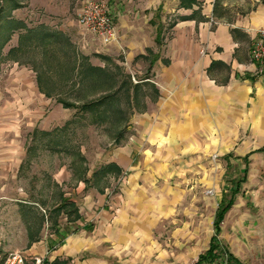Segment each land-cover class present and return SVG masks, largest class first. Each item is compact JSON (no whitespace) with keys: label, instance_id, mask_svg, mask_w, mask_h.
Instances as JSON below:
<instances>
[{"label":"crops","instance_id":"crops-1","mask_svg":"<svg viewBox=\"0 0 264 264\" xmlns=\"http://www.w3.org/2000/svg\"><path fill=\"white\" fill-rule=\"evenodd\" d=\"M106 1L115 18L116 39L108 46L102 45L103 50L108 55L123 52L126 61L134 62L148 61V56L151 57L148 51L157 56L146 76L140 78H148L140 82L152 84L156 94L150 91L151 96L144 99L146 109L139 113L134 124L136 142L140 144L148 139L156 146V156L172 160L189 155L234 156L242 160L244 163L237 170L241 178L231 188L233 203L228 219L232 228L240 229L246 224V252L256 257L254 264H264V260H258L260 255L264 256V66L249 60L250 45L257 32L264 29V0H256L248 13L229 22L217 15L218 8L226 7L220 0ZM29 2L30 9L38 5L51 19L68 13L67 7L58 9L53 0ZM170 14H176V18H169L167 23L165 16ZM166 23L172 34L164 41L165 51L160 54L152 47L156 44L157 31ZM162 43L156 46L160 48ZM13 64L23 68L11 71L5 100H1L3 90L0 92V213L5 209L8 213L14 207L15 180L27 156L25 132H30L32 122L43 113L48 99L40 93L34 68ZM134 150L118 147L105 164H115L121 172L134 170L139 149L134 147ZM69 177L61 171L56 184L62 187ZM129 181L130 186L136 182ZM78 182L75 193H82L81 199L60 193L59 202L64 198L74 203L79 219L68 223L61 214L47 236L43 235L45 214L33 208L35 203L20 196L18 211L25 246L23 251H14L23 253L32 262L42 259L43 264L55 260L68 264H104V259L90 256V251L97 249L100 242L118 245L124 254L138 253L146 241L148 222L152 220L139 216V206L142 208L145 203L144 209L150 208L155 218L165 221L164 216L160 218L161 204L174 202L177 197L170 188L149 202L120 189L122 192L108 204L106 188L99 191L95 187L90 191L85 183ZM133 189L137 191L135 186ZM131 210H136L137 220L133 219ZM171 211L168 209L164 215L167 217ZM0 230L1 236L2 227ZM1 243L0 239V246ZM234 257V264H239L241 260Z\"/></svg>","mask_w":264,"mask_h":264},{"label":"rangeland","instance_id":"rangeland-1","mask_svg":"<svg viewBox=\"0 0 264 264\" xmlns=\"http://www.w3.org/2000/svg\"><path fill=\"white\" fill-rule=\"evenodd\" d=\"M14 1L19 8L7 12L11 7L10 3L8 0H0V8L4 9L1 17L8 22L25 24L29 28L38 27L42 23L46 24L50 31L61 34L62 45L60 49H56V55L59 56L63 52L61 50H68L67 52L78 55L82 64L101 68L105 73L88 75L83 79L72 78L74 84L71 81L63 83L65 78L62 73L65 70L59 68L54 59L46 60L42 54L43 48L36 51L27 50L25 53L15 52L16 55L13 57L17 60L12 61L8 54L10 50L14 51L18 47L19 32L12 33L8 42L3 44L7 32L4 29L0 30V92L3 90L1 100L6 99L5 90L11 85L12 78L9 77L11 71L23 68L13 62L29 65L39 71L49 68L51 83L48 86L50 89L55 86V89L61 90L60 96L45 100L46 107L43 113L35 117L30 132H25L27 156L15 180L13 199L16 201L12 203L14 207L10 212L6 213L7 209H5L4 213H0V227L3 229L0 236L2 242L0 257L3 258L12 250H24L23 223L18 211L20 196L35 203L32 205L33 208L40 214H45L43 235L47 236L51 230L49 213L54 202H59L60 193L70 195L74 200H80L82 193L76 194L75 190L78 180L82 179L81 176L78 177V174L81 175V170H87L85 178H88V175L91 177L94 171L106 165L105 162H108L118 147L128 146L133 150L134 147L139 149L135 169L99 179L95 182L96 188L90 187V191H94V188L99 191L106 188L104 194L108 198V204L122 190L126 193L130 191L132 196H140L149 201L153 197H161L166 189L171 188V193H175L177 197L174 198V202L161 204L160 209L163 214L160 218L164 216L165 221L155 218L150 208L144 209L145 203L142 208L141 205L139 206V216L152 219L145 230L147 236L141 251L139 250L138 253L128 251L124 254L118 245L100 242L97 249L90 251V256L104 259V264H195L198 261V255L204 253L209 246V241L214 234V217L219 207L222 209L233 202L231 188L236 180L241 178L237 170L244 162L238 161L234 156L189 155L173 158L174 160L166 156H156L154 151L156 146L151 145L148 139L144 143L136 142L138 135L134 124L140 115L135 113L134 103L131 104L132 109H126L128 103L123 94H121L120 105L127 110L128 115L131 113L127 116L126 124H118V113L111 114L106 124L94 125L90 122V115L83 117L72 109H64L58 103L59 99L80 105L109 94L111 82L109 76L114 77L117 85L125 75H129L134 84L137 83L140 78L146 76L145 72L148 70L151 57L148 56V61L139 59L134 62L126 61V55L123 52L118 55H108L109 53L103 50L102 45L77 24L76 14L82 0H53L58 9L67 7L66 10H68V13L66 12L58 19L46 16L38 5L30 9V0ZM39 1L42 0H34L35 4ZM97 1L107 2L106 0ZM221 3H225L226 7L218 8L217 15L229 22L248 13L256 4V0H220ZM165 17H168L167 23H170L169 20H174L176 14ZM167 23L161 29L164 45L162 43L163 46L159 48L154 44L152 47L154 52L158 51L162 54L165 51V42L172 34ZM151 29L154 30L152 27ZM90 44L93 47L90 48ZM70 45L71 48L68 47ZM104 58H108V61ZM146 93L147 97L151 96L149 91ZM148 106H150L149 102ZM80 157L84 160L83 165L80 164ZM199 166L201 169L198 168ZM76 168H78V174L74 172ZM61 171L70 176L62 187L56 184ZM131 179L136 181L132 186L127 183ZM84 181L81 180L87 186ZM134 186L137 191H134ZM86 188L89 189L88 186ZM138 192H143V195H138ZM168 209H171L172 213L166 217L164 214ZM228 209L221 223V231H223L218 236L219 245L231 256L230 264H234V256L241 260L239 264H254L256 257L246 252L247 242L244 235L246 224L240 229L232 228L228 219L230 212ZM135 211L131 210L132 217L137 220ZM64 221L62 219L61 223L64 224ZM261 256L257 259L264 260V256ZM180 258L184 260L178 262ZM27 264H33L32 260L28 258Z\"/></svg>","mask_w":264,"mask_h":264},{"label":"trees","instance_id":"trees-1","mask_svg":"<svg viewBox=\"0 0 264 264\" xmlns=\"http://www.w3.org/2000/svg\"><path fill=\"white\" fill-rule=\"evenodd\" d=\"M189 1L193 2L194 0ZM8 2L10 3L11 7L7 12H11L19 8V5L14 0H8ZM3 11L4 9L0 8V30L4 29V31L7 32V36L3 44H6L8 42L9 36L12 35V33L19 32L18 47L14 51L10 50L8 54L10 56L9 58L12 61L17 60L16 57H13V55H16V53L19 51L25 53L27 52V50L36 51L39 48H43L44 51L42 52V54L44 55L46 60H48L49 58L54 59L57 62V66L65 70V72L62 73L64 75L63 78L66 79L63 80V83H66V81H71V83L74 84L72 78L75 79L79 77L83 79L88 75H99L105 73V71L101 68L94 67L89 64H82V62H80V57L71 52H67L68 50H61L63 52H61L59 56L56 55V49H60L62 45L60 33L50 31L49 27L43 24H40L38 27L29 28L25 24L14 23L10 21L8 22L7 20H5V18L1 17ZM155 43L158 46L162 43L160 29L157 31ZM68 47L71 48V45ZM148 54L151 56V59L148 62V70H150L154 61H156L157 56L152 54L150 51H148ZM83 59L86 60L85 58ZM104 59L108 61V58ZM34 70L37 73L36 80L40 93L48 99H51L53 96H60L59 94L61 90L55 89V86L50 89V87L48 86V84L51 83V77L50 74H48L49 68L42 71H39V69L36 68H34ZM109 79L111 81L109 86L110 93L102 96L95 101H90L79 105L66 102L63 99H59L58 103H60L64 109H72L76 113H80L81 115H83V117H85V115H90V122L94 125L106 124L110 119L111 114L113 115L116 113H118V124H126L128 118L127 116L131 115V113H129L128 115L126 109H132L134 107L135 113H142L146 109V106L144 104V99L146 96H148L146 91L149 90V92L151 91L152 93L156 94V90L154 86H152V84H150L149 82H140L148 78L139 79L137 83L134 84L131 77L129 75H125L123 76V79L119 85L116 84L114 77L109 76ZM121 94H123L127 100L128 104L126 109H123L120 105ZM132 103H134V106L131 108ZM80 159V164L83 165L84 160L81 157ZM77 170L78 168L74 170L75 174H78ZM86 172V169L81 170V175L78 174V177L81 176V180H85L84 182H86L87 186L90 188L95 187V182L99 181V179L105 178L108 175L119 174L121 170L115 164L110 163L102 166L99 170L94 171L90 178H85ZM90 184H92V186ZM232 203L233 202L226 205V207L222 209L221 207H219L214 217V234L210 239L208 250L198 257V261L196 262V264H213L214 262L219 260L221 254L224 252V250L219 245L218 236L221 232V223L223 222L224 214L227 209L231 207ZM61 214L66 216L68 223L75 222L77 219H79L76 205L68 199L63 198L61 199V202L54 204L53 208L50 210L48 218L50 221V225L56 226L58 217ZM228 258L230 261L231 256L228 255ZM48 264H68V262L55 260L52 263Z\"/></svg>","mask_w":264,"mask_h":264},{"label":"built area","instance_id":"built-area-1","mask_svg":"<svg viewBox=\"0 0 264 264\" xmlns=\"http://www.w3.org/2000/svg\"><path fill=\"white\" fill-rule=\"evenodd\" d=\"M79 27L91 35L99 44L108 46L116 39L115 18L107 3L97 0H82L76 14ZM249 60L257 66H264V29H260L249 48ZM34 264H43L35 259ZM0 264H27L26 256L13 251L0 257ZM217 264H230L228 254L223 252Z\"/></svg>","mask_w":264,"mask_h":264}]
</instances>
